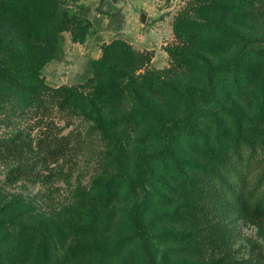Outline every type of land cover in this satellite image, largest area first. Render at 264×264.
<instances>
[{"label":"trees","instance_id":"1","mask_svg":"<svg viewBox=\"0 0 264 264\" xmlns=\"http://www.w3.org/2000/svg\"><path fill=\"white\" fill-rule=\"evenodd\" d=\"M77 1L0 0V114L56 107L82 125L0 138V264H264V0H192L169 69L113 39L84 89L51 87L63 33L82 43L91 28ZM84 143L97 166L67 203L3 192ZM240 225L256 240L236 247Z\"/></svg>","mask_w":264,"mask_h":264},{"label":"rangeland","instance_id":"2","mask_svg":"<svg viewBox=\"0 0 264 264\" xmlns=\"http://www.w3.org/2000/svg\"><path fill=\"white\" fill-rule=\"evenodd\" d=\"M192 0H79L83 6L90 31L84 42H74L69 32L63 33L62 49L59 55L49 61L42 69V76L51 87L62 84L85 88L89 75V60L98 58L104 44L113 39H121L134 49L147 53L150 57L146 67L152 70L171 68V58L166 48L175 42L172 23L175 16L189 8ZM264 22V10L261 12ZM144 14V21L140 15ZM182 79L183 76H180ZM82 125L79 119L71 118L56 107L45 113L25 112L20 116L0 114V138L21 131L33 143L48 135H60L70 129L76 132ZM95 143H84L65 154L57 162L41 165L43 182L32 183L20 180L13 185H2L3 192L17 193L33 198V202L45 211H53L69 201V192L77 182L87 183L97 166ZM0 164V182L4 177ZM44 174H46L44 178ZM67 177L68 182L65 181ZM239 239L235 244H248L256 240L254 228L239 226ZM248 249L243 252L248 256Z\"/></svg>","mask_w":264,"mask_h":264},{"label":"water","instance_id":"3","mask_svg":"<svg viewBox=\"0 0 264 264\" xmlns=\"http://www.w3.org/2000/svg\"><path fill=\"white\" fill-rule=\"evenodd\" d=\"M140 20H141V21H144V14H141V15H140Z\"/></svg>","mask_w":264,"mask_h":264}]
</instances>
